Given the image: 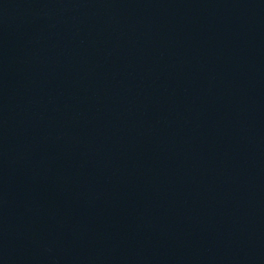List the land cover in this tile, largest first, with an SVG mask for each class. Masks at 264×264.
<instances>
[{
    "label": "water",
    "instance_id": "obj_1",
    "mask_svg": "<svg viewBox=\"0 0 264 264\" xmlns=\"http://www.w3.org/2000/svg\"><path fill=\"white\" fill-rule=\"evenodd\" d=\"M0 264H264V0H0Z\"/></svg>",
    "mask_w": 264,
    "mask_h": 264
}]
</instances>
